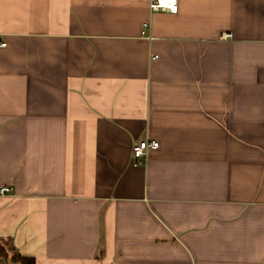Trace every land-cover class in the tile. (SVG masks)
Segmentation results:
<instances>
[{"label":"crops","instance_id":"crops-1","mask_svg":"<svg viewBox=\"0 0 264 264\" xmlns=\"http://www.w3.org/2000/svg\"><path fill=\"white\" fill-rule=\"evenodd\" d=\"M149 4L0 0V242L36 264H264V0Z\"/></svg>","mask_w":264,"mask_h":264},{"label":"built area","instance_id":"built-area-1","mask_svg":"<svg viewBox=\"0 0 264 264\" xmlns=\"http://www.w3.org/2000/svg\"><path fill=\"white\" fill-rule=\"evenodd\" d=\"M150 11L152 13L157 12H168L170 14H178L179 12V4L178 0H150L149 4ZM150 28L149 23L144 24V30H148ZM6 44H1V47H5ZM159 147V142L156 141H141L137 143L133 147V155L136 160H138L141 164L143 163L142 159H145L149 155L150 149H157ZM12 189L3 188L1 189V194H7Z\"/></svg>","mask_w":264,"mask_h":264},{"label":"trees","instance_id":"trees-1","mask_svg":"<svg viewBox=\"0 0 264 264\" xmlns=\"http://www.w3.org/2000/svg\"><path fill=\"white\" fill-rule=\"evenodd\" d=\"M4 245L0 242V258H5V255L3 254ZM13 251L15 252V256L13 258V262L19 263V264H36V260L33 258H27L20 255L15 248H13Z\"/></svg>","mask_w":264,"mask_h":264},{"label":"rangeland","instance_id":"rangeland-1","mask_svg":"<svg viewBox=\"0 0 264 264\" xmlns=\"http://www.w3.org/2000/svg\"><path fill=\"white\" fill-rule=\"evenodd\" d=\"M3 245H4L3 254L5 255V258H7V260H9V261L10 260L13 261V258L15 256V252L13 251V247L8 242L3 243Z\"/></svg>","mask_w":264,"mask_h":264}]
</instances>
